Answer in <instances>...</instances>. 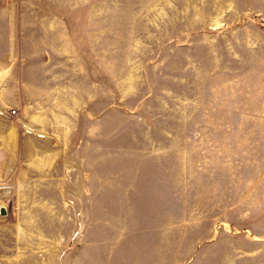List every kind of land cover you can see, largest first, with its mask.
Masks as SVG:
<instances>
[{
	"label": "rangeland",
	"instance_id": "obj_1",
	"mask_svg": "<svg viewBox=\"0 0 264 264\" xmlns=\"http://www.w3.org/2000/svg\"><path fill=\"white\" fill-rule=\"evenodd\" d=\"M251 10L0 0V18L30 29L0 42L22 55L0 73V264H264V30ZM58 15L65 58L37 28Z\"/></svg>",
	"mask_w": 264,
	"mask_h": 264
},
{
	"label": "crops",
	"instance_id": "obj_2",
	"mask_svg": "<svg viewBox=\"0 0 264 264\" xmlns=\"http://www.w3.org/2000/svg\"><path fill=\"white\" fill-rule=\"evenodd\" d=\"M252 6V14L256 18L261 19V28L264 30V0H250ZM27 9V6H26ZM69 19L61 18L59 15L57 17H52L50 20L41 19L37 21V28L40 29L42 32L51 35V40L56 43L55 51L56 57L58 58H65L67 56H72L73 53L71 50L66 49V38L70 37L67 33V22ZM41 21L45 23L41 24ZM31 26V25H30ZM30 32L29 25L25 22V19L22 17L15 19L12 18H0V42H8L11 43L12 41H22L26 35ZM22 55L12 52L9 50H3L0 52V73H7L9 69L13 66L12 62L10 61L12 58H17ZM4 90H6V84H0V97L4 94ZM3 100L0 98V109L3 108ZM57 108V107H56ZM10 129H6L4 127L3 132L5 135V139L9 137ZM8 135V136H7ZM38 138H47L44 137L41 133H36ZM63 137V138H71L72 134L70 133L68 136L64 132L56 131L50 135V138L56 137ZM74 149L72 146H65L60 145L59 150L57 153L61 155H65L70 153V150ZM63 159V157H62ZM49 164V163H48ZM53 165V164H51ZM44 166H47L45 163ZM49 166V165H48Z\"/></svg>",
	"mask_w": 264,
	"mask_h": 264
},
{
	"label": "built area",
	"instance_id": "obj_3",
	"mask_svg": "<svg viewBox=\"0 0 264 264\" xmlns=\"http://www.w3.org/2000/svg\"><path fill=\"white\" fill-rule=\"evenodd\" d=\"M14 113V112H13Z\"/></svg>",
	"mask_w": 264,
	"mask_h": 264
}]
</instances>
